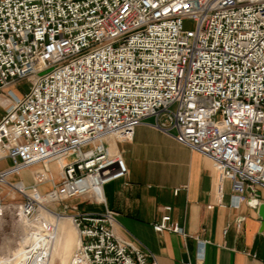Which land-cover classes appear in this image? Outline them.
Here are the masks:
<instances>
[{"label":"built area","instance_id":"obj_1","mask_svg":"<svg viewBox=\"0 0 264 264\" xmlns=\"http://www.w3.org/2000/svg\"><path fill=\"white\" fill-rule=\"evenodd\" d=\"M23 81L30 91L18 97ZM1 95L12 101L0 153L13 166L0 185L25 196L39 264L57 232L38 215L41 200L66 212L71 200L105 204V186L129 175L111 142L133 140L149 119L220 166L239 206L264 188V0H0ZM52 163L60 178L44 195ZM29 169L31 187L9 183ZM6 209L0 197V218ZM164 211L155 227L186 237ZM70 219L80 239L71 264H157L117 237L115 212ZM195 240L202 258L208 241Z\"/></svg>","mask_w":264,"mask_h":264},{"label":"crops","instance_id":"obj_2","mask_svg":"<svg viewBox=\"0 0 264 264\" xmlns=\"http://www.w3.org/2000/svg\"><path fill=\"white\" fill-rule=\"evenodd\" d=\"M10 105L1 95L0 119ZM110 151L122 155L128 177L105 186V204L70 203V214L106 209L115 212L117 237L148 250L157 264H264V220L259 209L264 204V188L257 189L254 200L236 206L232 183L225 180L221 167L153 127L152 119L136 129L133 140L111 142ZM2 157L0 153V171H5L13 162ZM53 166L58 168L52 163L50 169ZM35 172L25 170L11 176L9 183L31 187ZM4 187L10 186L0 185ZM1 194L4 196L0 190ZM165 207H171L172 220L183 228L186 237L155 227L166 214ZM61 218L53 222L58 225V234L51 264H70L79 245V233L71 219ZM196 237L208 241L202 258ZM21 256L15 254L7 261L21 259L13 264H25L27 256Z\"/></svg>","mask_w":264,"mask_h":264},{"label":"rangeland","instance_id":"obj_3","mask_svg":"<svg viewBox=\"0 0 264 264\" xmlns=\"http://www.w3.org/2000/svg\"><path fill=\"white\" fill-rule=\"evenodd\" d=\"M196 26H197L196 22L187 20L185 21L184 28L186 31H194ZM30 87H31L30 83L23 81L20 82V85L15 87L12 91L15 93V95L21 97L25 93H28L30 91ZM4 97L7 98V95ZM10 101H12V99ZM1 114L2 113L0 111V115ZM60 172L61 171L59 170V168H55L54 166L52 167V174H50L48 182L41 185V192L44 195L53 190L55 186L54 183H57L60 178ZM25 176L29 180L28 178L29 175L25 174ZM0 190L1 192L4 193V196L1 194L0 197L2 199L4 207L7 208L3 217L0 218V264H5V263L13 264L16 262H21L22 260L18 259L19 261L16 260L7 261L10 260L11 256L19 253L23 255L21 256V258L26 257L25 255L26 248L24 241L25 242L27 241L26 243L28 244L30 243V239H31L30 235L32 233V230L30 228V223L27 222L25 217L20 215L21 214L20 207H22L25 203V196L20 195L18 192H14V190L11 189V187L0 188ZM82 201L93 202V200L86 198L85 200L84 199L71 200L64 204L69 205L70 203H80ZM40 205L41 206L39 208L38 215L39 214L42 215L45 221L50 224H54L53 222H51L53 221V215L50 212H56L58 214L63 215L64 217H70L74 215L64 211L63 204H54V203L50 204L42 201ZM45 208H48L47 209L48 212ZM61 219L59 220V222L62 221ZM63 220H67V219L63 218ZM57 229H58V225H57ZM57 234H58V230L56 232L54 243L56 241ZM53 249H52V253H53ZM52 260L53 259H51V261Z\"/></svg>","mask_w":264,"mask_h":264},{"label":"bare ground","instance_id":"obj_4","mask_svg":"<svg viewBox=\"0 0 264 264\" xmlns=\"http://www.w3.org/2000/svg\"><path fill=\"white\" fill-rule=\"evenodd\" d=\"M42 201H44L46 203V200H42ZM45 209L47 210L48 208H45ZM47 212H48V210H47ZM66 218H68V217H66ZM56 219H58V221H59L61 218H59L58 216L53 214V221H51V222H54V220H56ZM27 222H28V220H27ZM55 237H56V234L53 235L50 240H46L45 239L44 243H45V245H47V249L45 250L47 257H46V260L40 261V264H50V262H51L50 258H51V253H52V249H53V246H54ZM38 239L39 238L32 237L30 239V243L29 244L26 243L27 241L26 242L24 241L25 248H26L25 249V255L27 256L25 264H29V263L30 264H39L38 260L36 258H30L31 257V255H30L31 252L30 251L31 250L32 251H36L37 248L40 246V242L38 241ZM79 241H80V239H79ZM78 244H79V242H78ZM30 247H31V249H30ZM5 264H7V263H5Z\"/></svg>","mask_w":264,"mask_h":264},{"label":"water","instance_id":"obj_5","mask_svg":"<svg viewBox=\"0 0 264 264\" xmlns=\"http://www.w3.org/2000/svg\"><path fill=\"white\" fill-rule=\"evenodd\" d=\"M260 216L262 217V219L264 220V204H262L260 207Z\"/></svg>","mask_w":264,"mask_h":264}]
</instances>
